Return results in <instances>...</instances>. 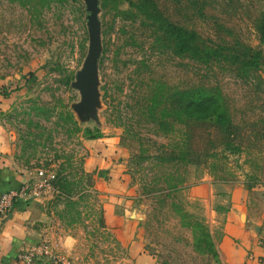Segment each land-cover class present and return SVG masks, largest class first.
Wrapping results in <instances>:
<instances>
[{"label": "rangeland", "instance_id": "374dc122", "mask_svg": "<svg viewBox=\"0 0 264 264\" xmlns=\"http://www.w3.org/2000/svg\"><path fill=\"white\" fill-rule=\"evenodd\" d=\"M95 2L98 100L83 113L71 83L88 53L85 0H0V121L17 166L53 176L36 201L42 237L23 249L44 242L72 264H228L223 212L190 188L239 189L264 214V0H154L162 17L238 59L207 63L156 49L135 0ZM251 52L258 65L242 64ZM199 88L220 98V120L176 115V98ZM153 96L163 113H150ZM106 143L111 162L97 174L87 162Z\"/></svg>", "mask_w": 264, "mask_h": 264}, {"label": "crops", "instance_id": "0c3cea01", "mask_svg": "<svg viewBox=\"0 0 264 264\" xmlns=\"http://www.w3.org/2000/svg\"><path fill=\"white\" fill-rule=\"evenodd\" d=\"M1 99L0 94V101ZM98 149L102 152L92 156L87 163L90 169L100 174L111 162L110 156L107 155L113 152V146L106 143ZM13 155V139L0 121V194L19 187L25 180V173L17 166ZM109 186L112 187V184ZM213 192L212 183H201L190 188L192 196L201 198L208 206H215L223 212L224 229L218 247L226 262L264 264V214L255 215L242 199L239 189H233L227 194ZM41 214L38 202L17 201L9 212L0 218V264H22L17 259V252L42 237L43 230L38 224ZM62 241L64 244L70 243L67 237ZM35 264L48 263L40 259Z\"/></svg>", "mask_w": 264, "mask_h": 264}, {"label": "trees", "instance_id": "16d2710c", "mask_svg": "<svg viewBox=\"0 0 264 264\" xmlns=\"http://www.w3.org/2000/svg\"><path fill=\"white\" fill-rule=\"evenodd\" d=\"M134 17H141L153 23L155 28L153 32V41L156 43V49H169L175 54H193L199 62L217 61L219 58H224L230 62H237L238 59L232 55H225L218 48L207 45V41L202 39L198 34L189 31L171 22L169 19L162 17L154 0H135ZM263 24L258 27V33L264 39V16ZM247 66L258 65V53L251 52L239 60ZM166 101L167 98H165ZM176 115L182 114L189 118H202L211 116L218 120L223 117L221 110L220 98L209 90L199 88L194 91H185L176 98ZM150 113L160 108L161 113L166 110V107H160L161 101L153 96L150 99ZM183 182L178 181L173 184L172 189H179L178 185Z\"/></svg>", "mask_w": 264, "mask_h": 264}, {"label": "built area", "instance_id": "2783aa9c", "mask_svg": "<svg viewBox=\"0 0 264 264\" xmlns=\"http://www.w3.org/2000/svg\"><path fill=\"white\" fill-rule=\"evenodd\" d=\"M53 176L42 168H35L25 173V180L15 189L0 194V218L4 217L13 207L14 203L38 201L52 188ZM22 264H34L43 259L48 264H72L68 255L55 250L44 242L33 244L17 254Z\"/></svg>", "mask_w": 264, "mask_h": 264}, {"label": "water", "instance_id": "95a60500", "mask_svg": "<svg viewBox=\"0 0 264 264\" xmlns=\"http://www.w3.org/2000/svg\"><path fill=\"white\" fill-rule=\"evenodd\" d=\"M89 26V47L82 69L77 73L72 87L81 94L80 107L83 113L92 112L98 100L97 59L100 54V23L97 19L98 7L95 0H85Z\"/></svg>", "mask_w": 264, "mask_h": 264}]
</instances>
